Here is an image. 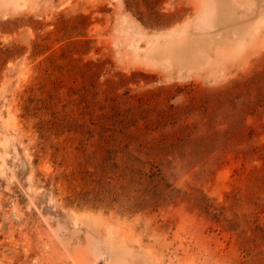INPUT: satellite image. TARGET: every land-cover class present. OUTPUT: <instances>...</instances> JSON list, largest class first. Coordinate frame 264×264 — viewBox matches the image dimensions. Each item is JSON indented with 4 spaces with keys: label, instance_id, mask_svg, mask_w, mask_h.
Segmentation results:
<instances>
[{
    "label": "rangeland",
    "instance_id": "1",
    "mask_svg": "<svg viewBox=\"0 0 264 264\" xmlns=\"http://www.w3.org/2000/svg\"><path fill=\"white\" fill-rule=\"evenodd\" d=\"M0 264H264V0H0Z\"/></svg>",
    "mask_w": 264,
    "mask_h": 264
}]
</instances>
